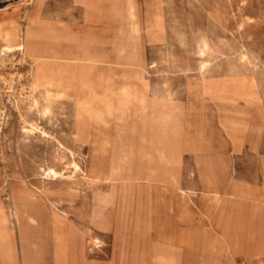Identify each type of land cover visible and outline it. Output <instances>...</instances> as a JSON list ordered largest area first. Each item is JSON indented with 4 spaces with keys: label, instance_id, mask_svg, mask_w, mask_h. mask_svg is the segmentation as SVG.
Returning a JSON list of instances; mask_svg holds the SVG:
<instances>
[{
    "label": "rangeland",
    "instance_id": "obj_1",
    "mask_svg": "<svg viewBox=\"0 0 264 264\" xmlns=\"http://www.w3.org/2000/svg\"><path fill=\"white\" fill-rule=\"evenodd\" d=\"M116 52L138 55L115 65L141 90L131 147L100 121ZM83 57L88 112L36 84ZM1 155L0 264H264V0H0Z\"/></svg>",
    "mask_w": 264,
    "mask_h": 264
},
{
    "label": "bare ground",
    "instance_id": "obj_2",
    "mask_svg": "<svg viewBox=\"0 0 264 264\" xmlns=\"http://www.w3.org/2000/svg\"><path fill=\"white\" fill-rule=\"evenodd\" d=\"M71 26H73V25H71ZM76 40L79 41V42H83L84 43V41H88V40L90 41V40H93V38L89 37V38L84 39V40L80 39V38H77ZM17 47L19 48V52L24 54V44L21 43ZM4 48H5V46H4ZM137 58H138V55H136V54H130V55L124 54L123 55V54H118L116 52V57H115L113 63L108 66V78H107V82H106V86H105V101H104L103 109L100 112V121L103 124H107L108 122L112 123L113 120H120V121L124 120V121H126V123L124 125H120L117 128L118 129L117 132L119 134V137L121 138L122 143L126 147L127 146H130V147L133 146V143L131 142V140H130L131 138L130 137L132 136V134L138 132L137 130H136V132H134L135 131L134 122H128V118L133 116V115L134 116L138 115V107H139V103H140L141 90L138 89V88L132 87V86H130L127 89H121L119 87V85L117 84V81H116L118 70L115 67V65L131 64ZM36 63L39 66V69H44L46 71V73H40L36 77V84L38 86L43 87L44 91L46 93H52V94H54L56 96H59V97L65 98V99H74V100H76L79 103V105L82 107V109L85 112H88L92 108L93 96H94V92H95V89H96L97 74H98V65H97L96 62H94L92 59H89L87 57H83V58H75V59H72L70 61L60 60V59L37 60ZM10 85H11V83H10ZM9 89H10V87H9ZM22 91L24 92V90H22ZM56 98H58V97H56ZM159 100H162V99H159ZM155 102H156L155 100H152L149 103L148 113H147V115L145 114L147 116V120L146 121L149 120L148 123H149V126L151 127V131H153L154 133H159L162 136V138L164 139V137L168 133V131L170 129H174V128H171V124L173 122H172V120L165 121V120H162L161 118H155V119L151 118L152 117L151 113H152L153 107L155 106ZM84 111H83V113H84ZM174 111H175V108L174 107H172V108L170 107V109H169L170 114H174ZM89 113H92V111L89 112ZM91 118H93V117H91ZM144 123H145V121L143 122V124ZM192 123H193V121H192ZM137 126H138V124H136V127ZM143 128H144V126H143ZM146 128H148V127H146ZM236 132H237V130H236ZM233 134H235V133H233ZM153 137H151V138H153ZM157 139H158V137H157ZM152 141H153V139H152ZM159 144H161V143H159ZM161 146L159 145L158 147L160 148ZM158 147L154 148V149H156V152H158L159 155L161 154V157L163 159L162 147L160 149H158ZM193 149L191 148L190 151H192ZM134 153H135V151H133V150L124 151L122 154L116 156L115 158H111V161H110L111 163L110 164L112 165L114 170H115V168H121V169H123V172L127 171V172L131 173V170H132L131 168L134 165V161L132 159L133 158L132 156L134 155ZM159 155H158V157H159ZM0 157H2V155ZM142 157H143V155H142ZM145 157L147 158L148 156L145 155ZM151 157H152V155H151ZM160 160H161V158H160ZM138 161H139V158H138ZM147 161H148V159H147ZM157 161H158V159H157ZM136 171H138V170L136 169ZM107 173H105V174H107ZM137 174H139V173H137ZM129 178L130 177H127V179H129ZM113 199L111 197V200L115 201ZM103 204H105V203H103ZM103 204H101V205H99V206H97L95 208L94 216H95L96 219L103 217V214L101 212ZM12 214H14V213H12Z\"/></svg>",
    "mask_w": 264,
    "mask_h": 264
},
{
    "label": "crops",
    "instance_id": "obj_3",
    "mask_svg": "<svg viewBox=\"0 0 264 264\" xmlns=\"http://www.w3.org/2000/svg\"><path fill=\"white\" fill-rule=\"evenodd\" d=\"M158 103L166 104L165 102H161V101H159ZM166 105H168V104H166ZM168 106H170L171 108L173 107V106H171V105H168ZM172 126L175 127L174 125L171 124V128H173Z\"/></svg>",
    "mask_w": 264,
    "mask_h": 264
}]
</instances>
